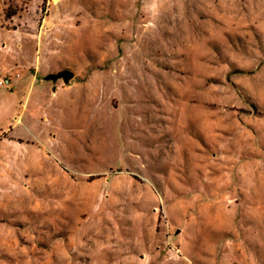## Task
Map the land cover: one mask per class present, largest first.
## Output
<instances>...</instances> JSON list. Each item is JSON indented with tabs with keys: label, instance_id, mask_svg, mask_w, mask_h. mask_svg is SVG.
Here are the masks:
<instances>
[{
	"label": "rangeland",
	"instance_id": "obj_1",
	"mask_svg": "<svg viewBox=\"0 0 264 264\" xmlns=\"http://www.w3.org/2000/svg\"><path fill=\"white\" fill-rule=\"evenodd\" d=\"M16 70L0 264H264V0H0Z\"/></svg>",
	"mask_w": 264,
	"mask_h": 264
},
{
	"label": "crops",
	"instance_id": "obj_2",
	"mask_svg": "<svg viewBox=\"0 0 264 264\" xmlns=\"http://www.w3.org/2000/svg\"><path fill=\"white\" fill-rule=\"evenodd\" d=\"M40 72L35 71V72H30L28 77H25L21 80H17L14 83L15 87H23L25 85H32V83L35 81L36 77L40 78V81H43L44 79L42 78V76L40 75ZM58 87L56 85H53L52 83H48L47 85V92H49L51 95H54L57 91H58ZM55 91V93L53 92ZM23 109L27 110L28 109V103H26V105L24 104ZM35 114V110L34 108L30 109V115L33 116Z\"/></svg>",
	"mask_w": 264,
	"mask_h": 264
},
{
	"label": "built area",
	"instance_id": "obj_3",
	"mask_svg": "<svg viewBox=\"0 0 264 264\" xmlns=\"http://www.w3.org/2000/svg\"><path fill=\"white\" fill-rule=\"evenodd\" d=\"M21 77L19 71H0V87H10L11 84Z\"/></svg>",
	"mask_w": 264,
	"mask_h": 264
},
{
	"label": "water",
	"instance_id": "obj_4",
	"mask_svg": "<svg viewBox=\"0 0 264 264\" xmlns=\"http://www.w3.org/2000/svg\"><path fill=\"white\" fill-rule=\"evenodd\" d=\"M63 77L66 81L73 77V73L69 70H61L55 74H48L47 79L56 80Z\"/></svg>",
	"mask_w": 264,
	"mask_h": 264
}]
</instances>
